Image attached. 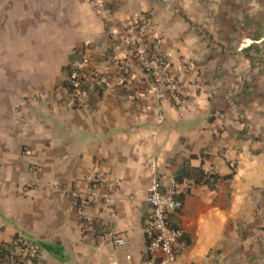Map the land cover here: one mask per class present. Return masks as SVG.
Segmentation results:
<instances>
[{
  "label": "crops",
  "instance_id": "0c3cea01",
  "mask_svg": "<svg viewBox=\"0 0 264 264\" xmlns=\"http://www.w3.org/2000/svg\"><path fill=\"white\" fill-rule=\"evenodd\" d=\"M143 14L178 88L158 99L133 65L129 100L113 59ZM83 58L116 77L72 106L62 84ZM151 158L160 188L179 186L171 264H264V0H0V239L30 237L27 264H144ZM95 176L112 204L92 201L82 228L54 186ZM110 229L125 242L94 236Z\"/></svg>",
  "mask_w": 264,
  "mask_h": 264
},
{
  "label": "built area",
  "instance_id": "2783aa9c",
  "mask_svg": "<svg viewBox=\"0 0 264 264\" xmlns=\"http://www.w3.org/2000/svg\"><path fill=\"white\" fill-rule=\"evenodd\" d=\"M148 23L149 16L143 14L125 24L124 38L128 47V55L117 56L113 59L119 81L130 87L126 95L129 100H135L141 94L132 87L133 65H138L153 81L152 91L158 99L178 88V78L172 69L169 55L159 51L160 37L151 38L147 34ZM86 60L83 58L72 67L62 84L66 100L72 106L85 104L84 98L91 86L108 84L116 77L108 67L86 66ZM157 118L161 119L159 111H157ZM150 164L151 178L146 196L150 210L142 227L146 244L144 264H171L187 248L185 231L174 220V214L182 204L178 197L179 186L172 180L165 190H162L156 174L154 158H151ZM99 188H103L104 191L96 193ZM54 189L70 196L82 228L90 227L86 207L92 201L97 198L107 208H110L112 204V184L107 183L100 176L90 178V184L85 192L67 191L58 186H54ZM109 214L112 215L113 212L110 211ZM94 236L107 240L112 245H121L125 242L121 233L113 229L104 233H95ZM38 254V245L24 234L14 236L10 240L0 239V264L32 263Z\"/></svg>",
  "mask_w": 264,
  "mask_h": 264
}]
</instances>
